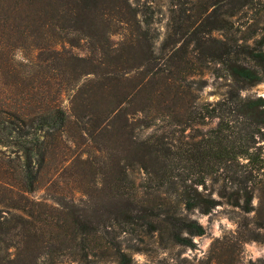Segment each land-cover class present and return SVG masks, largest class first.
I'll return each instance as SVG.
<instances>
[{
  "label": "trees",
  "instance_id": "obj_1",
  "mask_svg": "<svg viewBox=\"0 0 264 264\" xmlns=\"http://www.w3.org/2000/svg\"><path fill=\"white\" fill-rule=\"evenodd\" d=\"M138 1L0 0V34L14 32L10 48L44 54L33 63L37 78L0 93V264H35L39 214L32 206H74L76 199L29 195L39 185L56 193L61 179L73 181L87 205L94 198L91 213L67 214L85 247L105 223L191 245L203 228L187 214L221 202L241 215L240 241H263L264 97L242 91L264 79V23L248 44L226 33L247 0H177L160 43L169 48L156 54L155 0L141 1L145 10ZM79 42L84 54L64 48ZM204 67L228 80L214 101L199 100ZM42 70L49 81L34 84ZM14 74L11 83L19 84L24 71ZM65 93L68 112L59 101ZM68 123L92 148L71 149ZM72 162L75 171L66 173ZM115 255L126 262L123 251Z\"/></svg>",
  "mask_w": 264,
  "mask_h": 264
},
{
  "label": "rangeland",
  "instance_id": "obj_2",
  "mask_svg": "<svg viewBox=\"0 0 264 264\" xmlns=\"http://www.w3.org/2000/svg\"><path fill=\"white\" fill-rule=\"evenodd\" d=\"M141 1L143 0L138 1V6L144 9L140 4ZM176 1L155 0L151 4V27L157 32L156 54H163L169 48V46L160 48V43L167 31L166 22H171L167 8L174 6ZM196 1L193 0L192 2L200 4ZM172 15H177V12H173ZM178 20L183 21V16H178ZM263 23L264 0H247L235 12L232 17L231 28L226 33L235 37H246V42L251 44ZM13 36V30L6 28L0 34V93L2 94L4 91L7 95L17 91L22 84L30 83L34 78H37L36 74L39 69L33 63L44 57L43 53H39L29 46L10 48ZM85 46L86 44L79 42L78 47L64 45V48L67 51L84 54L87 52ZM8 52L11 54L12 61L6 56ZM201 69L203 72L199 77L203 78L205 83L198 91L199 100L214 101L224 92L228 80L216 77L213 73H209L205 67ZM15 71H24L19 84L11 83ZM41 75L44 77L36 79L34 84L49 81L43 70ZM133 75L135 77L131 79V82L136 80V75ZM43 88L45 87L43 86ZM242 94L264 97V79L247 87L242 91ZM68 98L69 93L62 94L59 98L65 112H68ZM213 122L210 121L211 124ZM65 128L68 134L75 137L76 143L71 146V149H76L78 152L83 148H92L93 143L86 140L85 137L82 138L77 135L78 131L74 124L68 123ZM188 131L186 129L184 133ZM148 132L150 130L146 128H140L138 131L141 135ZM49 164L50 167L56 164L54 157L50 159ZM73 164L74 162L70 164L71 166L66 173L75 171ZM42 173L44 174L45 171ZM132 176L136 183L141 181V172L138 170L133 171ZM43 179L44 177L41 180ZM57 188L56 193H54L52 189L39 185L38 189L29 195V198L38 201H44V198L51 194H58L65 199L73 195L76 199L74 206H68V204L57 208H49L43 205L32 206L34 213L39 214V219L35 221V225L39 229L38 234L32 239V247L37 254L35 264H118L115 255L116 248L126 254L127 260L124 264H264V236L261 238L263 241H240L236 229L237 221L240 220L241 215L236 208L223 202L217 204L207 213L192 211L187 214L203 228L202 234L190 236L191 245H178L170 241L161 243L155 236L140 231L121 233L116 226L105 223L106 226H99L94 235L87 236L90 244L85 247L80 242V234L72 229L73 225L67 214L71 212L75 214L76 212L91 213L94 198L88 202V205L85 203L87 197L78 199L80 196L74 192L75 185L70 179H61ZM142 189L139 187V190ZM255 201L256 198H253L252 203L254 204ZM40 210L47 211L53 217L49 218L48 216L46 218L43 214L40 215ZM12 240H17V237L14 236ZM13 251L12 248L9 249V252L12 253Z\"/></svg>",
  "mask_w": 264,
  "mask_h": 264
}]
</instances>
